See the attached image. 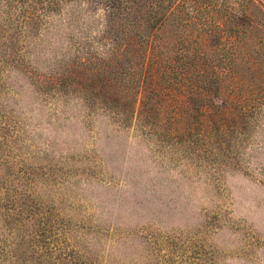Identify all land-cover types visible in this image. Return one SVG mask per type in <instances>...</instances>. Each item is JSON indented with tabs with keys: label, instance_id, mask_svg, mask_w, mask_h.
Masks as SVG:
<instances>
[{
	"label": "rangeland",
	"instance_id": "1",
	"mask_svg": "<svg viewBox=\"0 0 264 264\" xmlns=\"http://www.w3.org/2000/svg\"><path fill=\"white\" fill-rule=\"evenodd\" d=\"M91 4L14 35L27 5L0 0V264H264V66L249 51L264 28L239 52L225 112L198 115L158 89L118 117L114 91L93 107L83 87L47 91L79 39L101 35L106 11ZM171 27L158 40L165 64ZM241 106L259 111L245 119Z\"/></svg>",
	"mask_w": 264,
	"mask_h": 264
},
{
	"label": "trees",
	"instance_id": "2",
	"mask_svg": "<svg viewBox=\"0 0 264 264\" xmlns=\"http://www.w3.org/2000/svg\"><path fill=\"white\" fill-rule=\"evenodd\" d=\"M73 1L82 0H20L27 7L16 19L18 25L12 28L14 35L28 30L37 34L44 16L60 14L63 4ZM87 1L93 3L92 8L102 5L106 11L101 35L93 40L79 39L76 49L79 55L47 75L51 82L47 91H60L69 96L80 91L76 88L83 87L88 91H84V97L91 107L101 91L108 100L110 91H114L122 103L120 109L114 107L113 98L109 107L118 117H124L127 109L136 105L139 95L140 106L146 108L148 101L144 98L152 101V96L160 91L184 96V109L190 108L204 117L209 114L208 108L215 109L214 114L225 112V85L236 73L239 52L247 49L246 42L253 30L264 28V19H259L256 13L260 6L256 0H237L239 13L233 11L235 0ZM261 11L264 17V10ZM6 22L15 24L11 15ZM168 24L175 28L171 27L172 41L168 40L165 45L172 49V43L176 42L178 46L173 62L165 64V50L158 40ZM102 43L109 45L107 53L99 47ZM205 46L210 48L211 55L204 51ZM251 50L258 64L264 66V40L252 45ZM151 69L159 74L150 75ZM162 78L164 87L160 85ZM239 89L234 93L238 94ZM97 90L100 91L97 93ZM241 110L245 119L259 111L250 106H241ZM236 131L234 127L233 132Z\"/></svg>",
	"mask_w": 264,
	"mask_h": 264
}]
</instances>
